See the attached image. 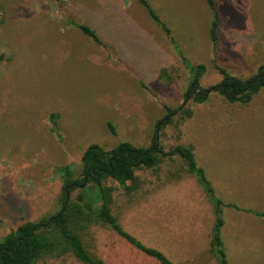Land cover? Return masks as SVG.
<instances>
[{
  "label": "rangeland",
  "instance_id": "374dc122",
  "mask_svg": "<svg viewBox=\"0 0 264 264\" xmlns=\"http://www.w3.org/2000/svg\"><path fill=\"white\" fill-rule=\"evenodd\" d=\"M216 2L220 17L214 42L215 16L206 0H150L172 30V46L187 70L180 64L172 91L157 83L155 92L108 47L120 39L143 52L141 46L167 41L166 35L155 31L158 41L147 32L146 9L131 6L140 0H0V240L19 225L61 209L62 167L72 163L79 173L90 144L147 146L168 113L166 106L183 104L195 81L206 90L222 80L220 68L243 79L257 73L264 65V0ZM79 24L94 28L103 43ZM144 59L153 60L147 52L136 63ZM200 65L206 69L196 79L192 68ZM206 94L204 101L192 97L160 129L161 144L165 150L191 147L217 195L241 208L224 207L228 226L222 237L229 261L264 264V221L245 211L264 212V88L245 105L215 90ZM53 113L58 133L52 129ZM104 187L110 190L113 215L145 245L175 264H220L211 247L214 205L180 155L137 170L127 187L111 179ZM81 191L69 197L77 199ZM83 224L75 230L103 264H161L107 224ZM36 264L86 263L67 251L45 253Z\"/></svg>",
  "mask_w": 264,
  "mask_h": 264
},
{
  "label": "trees",
  "instance_id": "16d2710c",
  "mask_svg": "<svg viewBox=\"0 0 264 264\" xmlns=\"http://www.w3.org/2000/svg\"><path fill=\"white\" fill-rule=\"evenodd\" d=\"M206 1L215 16L211 29V38L215 42L220 12L216 0ZM140 2L147 7L150 15L161 23L170 35V30L160 20L148 0H140ZM78 27L96 43H103L94 28L86 24H79ZM205 69L204 65L192 68V71L196 72L195 78L199 79ZM220 72L223 78L213 88L231 103L248 104L264 88V65H260L257 73L248 79L237 77L223 68H220ZM198 89L197 83L193 87L189 86L185 92L184 103L178 108L172 109L166 106L168 113L157 122L156 130L149 145L139 146L129 141H123L110 149H106L97 143H92L83 153L79 173H76L72 163L63 166L64 192L61 198V209L57 213L44 216L37 221H27L7 233L0 240V264H36V261L45 253L59 256L67 251H72L86 264H103L102 259L88 252L79 233L75 230L77 226L84 227L85 224L83 223L92 222L107 224L134 247L155 258L161 264H175L164 252L145 245L122 227L111 211L110 190L104 187L105 182L109 179L127 187L129 181L136 179L137 170L156 167L163 161L164 157L173 155H180L187 162L190 172L197 176L199 183L212 201L215 223L212 230L211 247L220 264H231L227 259L222 239V228L225 221L224 207L241 208L236 204H226L217 195L205 170L198 165L191 147L180 144L165 150L160 141V129L170 122L172 116L181 111L192 97L199 101L207 99L206 91L200 89V92ZM57 118V114L53 113L51 116L52 129L56 133H58ZM109 127L114 132L110 122ZM58 135L60 136V134ZM77 188L82 190L77 199L69 197V193ZM88 195L92 196V199L89 200L90 204L86 206ZM97 201L100 204L93 208L91 205H95ZM245 211L261 217L264 221V212L249 209Z\"/></svg>",
  "mask_w": 264,
  "mask_h": 264
},
{
  "label": "crops",
  "instance_id": "0c3cea01",
  "mask_svg": "<svg viewBox=\"0 0 264 264\" xmlns=\"http://www.w3.org/2000/svg\"><path fill=\"white\" fill-rule=\"evenodd\" d=\"M150 3V0H148ZM151 5V4H150ZM131 6H135L139 9L140 6L144 7L146 10L145 13L148 14V20L146 21L147 26H150L147 28L148 33H154V39L160 41V36H156L155 33L157 32L158 34L161 35H166L167 41H160L158 43L153 42L151 46H141L142 48L144 47L143 52H141L140 47L139 49L133 48V46H125V44L118 39L117 41L114 40V46H108L111 47V49L114 50L116 58L121 61V64L123 66H127L130 69H132L137 76L139 77L140 82H144L148 84V87L150 89H153L156 92V87L155 84L159 83L162 84V87L166 89V92L169 90L172 91V85L176 82L179 81V77L177 76V70L180 68V64L183 65L184 71L186 72L187 70L185 69V63H181L182 56L180 52L175 48V46H172L173 41H174V36L172 34V30L170 27L160 18V20L165 24V26L170 30V35H168L167 31L164 29L163 25L156 21L149 13V10L145 5H143L141 2L139 5L137 3L131 4ZM209 6V5H208ZM153 8V7H152ZM210 8V6H209ZM211 9V8H210ZM127 10V8H125ZM213 12V11H212ZM118 28L123 29V25L121 26L120 21L118 22ZM210 29H212V21L210 24ZM156 31V32H155ZM211 35V32H210ZM165 39V38H163ZM211 36H210V41H211ZM147 52L149 53V56L153 58L151 62L146 61L144 59L140 63H136V61L140 57H145L147 55ZM203 54H208L209 49L205 50L203 49ZM140 56V57H139ZM206 56V55H205ZM176 73V74H175ZM170 75V76H169ZM167 76H169V81L168 83H165L167 81ZM165 80V81H164ZM168 88V89H167ZM225 219V218H224ZM225 226H228L226 223V220L224 221V230ZM223 242H224V248L225 252L227 254V259H228V253H227V248H226V240L224 236L222 237ZM232 241L229 240V246ZM229 261V259H228ZM230 262V261H229ZM233 264L232 262H230Z\"/></svg>",
  "mask_w": 264,
  "mask_h": 264
},
{
  "label": "water",
  "instance_id": "95a60500",
  "mask_svg": "<svg viewBox=\"0 0 264 264\" xmlns=\"http://www.w3.org/2000/svg\"><path fill=\"white\" fill-rule=\"evenodd\" d=\"M198 81H195L193 84H192V87L197 83ZM199 86V85H198ZM200 92H201V90L200 89H198ZM214 90V88L213 87H211V88H209V89H206L205 91H206V93H209L210 91H213Z\"/></svg>",
  "mask_w": 264,
  "mask_h": 264
}]
</instances>
